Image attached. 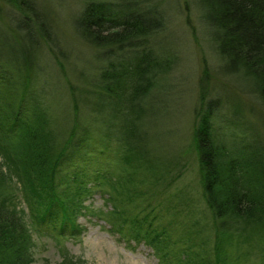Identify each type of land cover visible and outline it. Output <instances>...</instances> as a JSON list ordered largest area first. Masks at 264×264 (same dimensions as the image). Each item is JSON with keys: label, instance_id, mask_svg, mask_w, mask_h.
<instances>
[{"label": "rangeland", "instance_id": "374dc122", "mask_svg": "<svg viewBox=\"0 0 264 264\" xmlns=\"http://www.w3.org/2000/svg\"><path fill=\"white\" fill-rule=\"evenodd\" d=\"M34 2L38 22L53 39L40 40L36 56L39 68L30 78L29 87L26 86L31 89L29 96L37 97L39 103L25 113L34 122L43 123L57 148L66 145L73 134L74 139L85 134L87 142H83L79 153L67 156L56 169L57 191L67 192L80 206V212L75 214L78 227L60 236L56 235L61 230L49 222L45 225L35 220L25 195L23 173L12 153L5 151L6 156L0 153V167L5 173L1 199L22 208L31 231L32 243L26 249L23 264H183L175 257L189 258V253L195 252L193 240L202 241L204 250L212 256L221 247L223 237L228 240L223 243L225 264H264V236L240 225L216 238L215 220L203 196L194 145L201 80L209 97L219 94L223 98L229 114L236 105L247 106L254 100L248 79L242 73H229L223 68L196 0H156L164 9L166 23L152 42L155 52L162 53L171 63L153 71L149 91L135 105L140 110L139 116L123 104L117 106L116 99L103 103L100 110L93 108L95 94L103 90L102 72L111 62L124 60L133 51L110 55L108 49L93 46L79 35L75 20L86 0ZM17 12L6 0H0L1 50H5L4 46L10 49L13 43L17 48L21 40L22 33L17 30L21 15ZM16 74V79L24 76ZM23 94L24 89L20 92ZM103 96V100L108 98L106 94ZM232 99L238 100L235 105ZM113 101L116 111L111 105ZM257 111L246 112V116L257 122L264 137V115ZM132 124L133 135L124 137L122 133ZM130 139L145 146L141 148L144 157L136 145L128 143ZM104 143L110 144L107 157L99 154ZM82 157L92 172L88 165L86 168L82 165ZM78 170L86 173L80 188L72 179ZM131 175L135 177V188L144 192L140 196L131 197L132 190L128 187ZM80 190L81 194L75 195ZM175 204L179 205L169 208L166 215L165 208ZM115 206L117 216L112 213ZM152 209L159 217L153 222L155 229L164 230L166 224L173 222L164 232L177 241L171 243L168 258L155 251L146 239L133 238L137 235L133 222ZM60 219L59 213L56 220Z\"/></svg>", "mask_w": 264, "mask_h": 264}, {"label": "trees", "instance_id": "16d2710c", "mask_svg": "<svg viewBox=\"0 0 264 264\" xmlns=\"http://www.w3.org/2000/svg\"><path fill=\"white\" fill-rule=\"evenodd\" d=\"M6 1L21 15L17 30L22 37L16 44L17 48L13 43L10 49H6V46L3 47L5 50L0 49L3 51L0 52V153L4 156L5 151L12 153L14 162L23 173L25 195L35 220L42 224L45 222V225L49 222L61 230L56 236L65 235L78 227L76 213L80 212V206L67 192L61 194L57 191L56 169L67 156L80 152L81 145L86 141L85 134L74 139L72 133L71 140L57 148V143L52 141V135L43 123L39 120L34 122L26 115L25 111L39 103L37 97L29 96L31 89H26V86L29 87L30 78L39 68L36 56L40 40L53 38L38 22L39 14L34 0ZM196 2L208 26L209 39L223 61V68L229 73H242L248 79V89L254 100L249 101V107L243 103L236 105L229 114L227 109L225 111L223 98L219 94L209 97L208 88L201 80L195 113L194 145L200 163L203 196L215 220L216 238L240 225L251 227L264 236V137L257 122H252L246 116V112L258 113L257 109L260 115H264V0ZM165 23L164 9L156 0H86L75 20L79 35L93 46L108 49L110 55L117 51H133V54L126 52L125 62L121 59L113 61L102 72L103 90L95 94L94 110H100L103 103L116 99L117 106L123 104L139 116L140 110L135 105L149 91L153 71L171 63L162 53L155 52L152 42L153 37L164 29ZM16 72L24 76L16 79ZM104 94L108 96L106 100H103ZM25 96L28 99L25 100ZM236 101L232 99L234 105ZM111 105L116 111L114 101ZM133 124L122 133L124 137L133 135ZM130 142L144 157L141 148L145 146L140 142L135 143L133 139ZM101 147L99 154L107 157L110 144L104 143ZM81 159L82 165L85 168L88 165L92 172L88 161L84 157ZM4 179L5 173L0 167V187ZM72 179L80 188L86 173L78 170ZM129 180L131 197L144 193L135 188L134 176L131 175ZM179 204L166 207V215L169 208ZM59 213L61 219L57 221ZM112 213L117 216V208ZM22 214V208L0 196V264H23L26 259L24 254L31 246L32 239ZM110 216L113 219L114 216ZM157 218L153 209L136 218L133 223L137 235L133 238L146 239L155 251L168 258L171 243L177 241L164 232L173 222L166 224L164 230L159 227L155 229L153 222ZM58 223L61 228L57 226ZM224 238L219 250H214L215 254L211 256L204 250L203 242H194L192 237L190 241L193 240L191 246L195 252L189 253V258L185 260L177 256L175 260L183 264H225L226 260L223 262L222 259H226L223 247L227 238ZM198 248L204 251H198Z\"/></svg>", "mask_w": 264, "mask_h": 264}]
</instances>
